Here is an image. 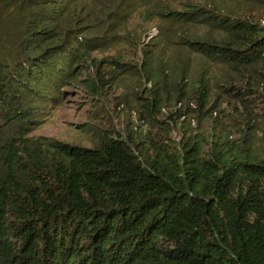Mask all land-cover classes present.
Returning <instances> with one entry per match:
<instances>
[{"label":"trees","instance_id":"1","mask_svg":"<svg viewBox=\"0 0 264 264\" xmlns=\"http://www.w3.org/2000/svg\"><path fill=\"white\" fill-rule=\"evenodd\" d=\"M234 1L0 0V264H264V158L249 137L264 139L249 100L264 89V26L247 14L264 0ZM122 37L144 43L132 74L146 131L86 122L92 146L35 135ZM222 92L246 110L241 142L170 137L183 116L222 111Z\"/></svg>","mask_w":264,"mask_h":264},{"label":"rangeland","instance_id":"2","mask_svg":"<svg viewBox=\"0 0 264 264\" xmlns=\"http://www.w3.org/2000/svg\"><path fill=\"white\" fill-rule=\"evenodd\" d=\"M228 1L231 3L235 2L234 0ZM239 5L237 4L235 8ZM247 5L250 9L251 3L247 2ZM259 6L261 7L257 8L255 6L247 14L251 16V19L255 23L264 26V5ZM153 25L151 24L152 28L149 32V37L144 38L145 45L144 43H135L126 39V37H122L119 43L109 45L94 52L93 56L98 61L103 59V62L98 66L95 63L83 66L82 75L79 77L83 82L77 81L67 87L65 102L54 113L45 114V122L34 134L53 136L70 143L92 146L93 143L90 140V135H88L87 131H83L79 125L90 122L91 124L86 125V129H88L91 126L93 127L94 124L105 126L111 124L114 128L122 129L124 132L129 131L133 127L138 128L140 125L139 114L133 113V110L138 106V103L135 101V92L140 85H143V82L138 80L137 74H132V70L143 61L142 56L137 55L135 52L136 45L151 47L153 43L157 42L156 37H154L157 34V28ZM171 51H175L174 56L179 54V56H182L185 53L179 48H173V45ZM112 60H119L123 62V65H119V67H116L114 64L111 65L109 61ZM127 62L133 64L128 65L126 64ZM192 63L193 67L200 66L201 59L194 57ZM130 66L133 68L131 69ZM121 67H126L127 69L121 71ZM215 71L224 77L225 72L222 69L215 67ZM87 79L98 80V83L101 85L99 93L94 92L87 86L91 82ZM234 83L240 86L241 91H248L246 89L248 87L247 82L241 83L236 81ZM257 91L256 95L251 96L249 100L250 104H258L256 109L259 113H262L264 110V100L262 98L258 99L257 96L264 89L259 87ZM220 100L225 101L221 107L222 111L218 110L210 118H199L197 113H195L189 119L185 116L178 119L177 124L170 123L168 127L170 137L176 141H180L185 135L189 136L191 134L195 136L198 133H202L209 138L210 133L214 132L221 136L222 139H237L238 143L241 142L245 132L243 127L245 125L246 110L232 102L234 97L231 94L229 95V92H222ZM249 107L251 110L255 108ZM169 113L170 110L167 108L161 118L169 120ZM187 119L188 121H186ZM139 129L146 131L147 128L146 126H139ZM262 135V130L258 132L249 131V137L253 141L252 146H254L258 155L264 158V139ZM204 144L206 145L207 142L204 141Z\"/></svg>","mask_w":264,"mask_h":264}]
</instances>
